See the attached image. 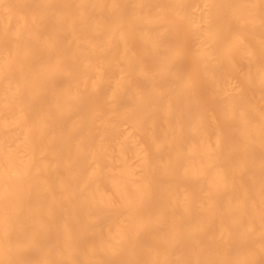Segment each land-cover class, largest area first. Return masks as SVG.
Listing matches in <instances>:
<instances>
[{"label": "bare ground", "instance_id": "bare-ground-1", "mask_svg": "<svg viewBox=\"0 0 264 264\" xmlns=\"http://www.w3.org/2000/svg\"><path fill=\"white\" fill-rule=\"evenodd\" d=\"M0 264H264V0H0Z\"/></svg>", "mask_w": 264, "mask_h": 264}]
</instances>
